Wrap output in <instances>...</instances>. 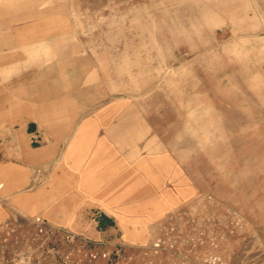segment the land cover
<instances>
[{
  "label": "rangeland",
  "instance_id": "374dc122",
  "mask_svg": "<svg viewBox=\"0 0 264 264\" xmlns=\"http://www.w3.org/2000/svg\"><path fill=\"white\" fill-rule=\"evenodd\" d=\"M0 264H264V0H0Z\"/></svg>",
  "mask_w": 264,
  "mask_h": 264
}]
</instances>
